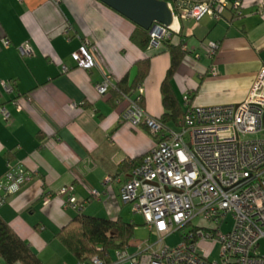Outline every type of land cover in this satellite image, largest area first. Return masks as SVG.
<instances>
[{"label": "crops", "instance_id": "obj_1", "mask_svg": "<svg viewBox=\"0 0 264 264\" xmlns=\"http://www.w3.org/2000/svg\"><path fill=\"white\" fill-rule=\"evenodd\" d=\"M241 6L240 18L227 10L217 21L203 17L174 23L170 44L181 45L184 58L170 83L182 111L241 103L264 67V0H241ZM135 29L99 0H0V105L10 113L8 122L0 116V177L7 163L32 173L0 206V217L41 264L79 263L56 237L79 214L56 196L62 188H70L79 202L89 200L80 214L132 223L131 207L119 196L130 170L120 165L144 157L157 139L144 125L133 128L123 122L127 102L112 103L110 92L99 95L95 86L105 76L114 86L123 79L130 84L135 63L148 59V74L140 86L142 109L151 118L165 113L161 84L171 57L166 50L139 49L130 40ZM85 42L96 62L90 70L71 58ZM209 42L218 45L212 60L206 57ZM23 44L31 47L29 57L18 52ZM194 54L200 59H193ZM4 83H13L20 96L7 95ZM180 125L164 123L172 131ZM106 177H113L107 186ZM94 192L96 199L91 198ZM143 226L148 239L140 243L149 242L152 234L144 221ZM132 241L130 253L136 250Z\"/></svg>", "mask_w": 264, "mask_h": 264}, {"label": "built area", "instance_id": "obj_2", "mask_svg": "<svg viewBox=\"0 0 264 264\" xmlns=\"http://www.w3.org/2000/svg\"><path fill=\"white\" fill-rule=\"evenodd\" d=\"M168 5L173 23L198 22L203 17L217 21L227 10L234 18L242 16L241 0H206L198 4L178 1L176 12ZM172 33V25L153 24L148 31L147 49L160 50L163 42L171 40ZM2 43L9 45L6 39ZM217 49L216 43H207L206 57L214 59ZM18 52L26 57L32 54L28 44L18 47ZM71 58L86 70L96 66L87 42ZM193 59H200L199 54H194ZM67 71L63 66L62 72ZM210 73L215 75V69L211 68ZM2 87L7 95L16 94L13 83ZM114 88L109 76L95 86L99 95ZM141 93L138 88L135 99L121 95L115 104L127 102L121 120L133 128L144 125L157 142L131 169L119 196L122 204L130 205L131 212L142 217L158 240L155 245L142 242L132 253L127 248L116 251L111 264H264V256L258 254L259 242L264 240V67L244 101L189 106L177 131L166 129L161 121L145 114L140 105ZM11 102L21 110L17 99ZM0 116L5 122L10 120V113L1 105ZM31 177L25 168L7 163L0 177V206ZM112 181L113 177H106L104 185ZM56 196L64 207L77 212L89 201H77L70 188L60 189ZM98 196L94 192L91 198ZM43 204H47V198ZM228 217L232 224L225 230ZM189 226L178 246L164 245L166 236ZM216 247L218 257L212 260ZM78 264L103 263L94 256Z\"/></svg>", "mask_w": 264, "mask_h": 264}, {"label": "trees", "instance_id": "obj_3", "mask_svg": "<svg viewBox=\"0 0 264 264\" xmlns=\"http://www.w3.org/2000/svg\"><path fill=\"white\" fill-rule=\"evenodd\" d=\"M169 3L176 12L178 1L193 4L203 3L206 0H164ZM174 33L171 34V37ZM130 40L142 51H146L149 45V34L136 26L130 36ZM160 50H166L170 57V66L161 84L162 105L165 113L156 118L164 123L168 121L183 124L186 110L182 111L171 88V78L176 72L184 52L181 45H171L170 40L163 42ZM149 70L148 59L135 63V76L129 84L123 79L114 89L110 91L112 103L121 98V95L135 94L140 88ZM142 102V97H141ZM141 105V103H140ZM142 107V105H141ZM180 125V126H181ZM155 138V137H154ZM143 157L128 164H121V168L130 170L140 164ZM81 212V211H80ZM76 216L60 233L57 234L58 241L62 246L72 253L79 262H85L96 256L103 264L112 263L110 253L125 250L131 244L134 237L135 225L125 223L119 219L109 220L104 218L90 217L80 214ZM0 261L3 264H41L37 256L0 217Z\"/></svg>", "mask_w": 264, "mask_h": 264}, {"label": "water", "instance_id": "obj_4", "mask_svg": "<svg viewBox=\"0 0 264 264\" xmlns=\"http://www.w3.org/2000/svg\"><path fill=\"white\" fill-rule=\"evenodd\" d=\"M137 27L149 31L155 23L173 24L172 11L164 0H99Z\"/></svg>", "mask_w": 264, "mask_h": 264}, {"label": "rangeland", "instance_id": "obj_5", "mask_svg": "<svg viewBox=\"0 0 264 264\" xmlns=\"http://www.w3.org/2000/svg\"><path fill=\"white\" fill-rule=\"evenodd\" d=\"M172 8V6H171ZM132 220V224L136 225V229L134 232V239L132 241L133 246H137L140 244L141 241L147 240L148 239V232L146 230V228L143 226V219L140 215L137 214H132V212L130 213L129 216ZM226 222L228 223V225L225 227V230L231 227V219L228 217L226 219ZM196 224V220L193 221L192 225ZM190 229V226L187 228H184L183 230H181L180 232L177 233H172L170 235H168L165 240H164V245L170 248H174L176 246H178L183 239V235L186 234ZM150 244L152 245V243L157 242L158 238L155 234H151L150 235ZM132 249H134V247H132ZM258 254L261 256H264V240H261L259 242V246H258ZM113 255V253H110V255ZM218 257V247H216L213 251V256H212V260L217 259Z\"/></svg>", "mask_w": 264, "mask_h": 264}, {"label": "bare ground", "instance_id": "obj_6", "mask_svg": "<svg viewBox=\"0 0 264 264\" xmlns=\"http://www.w3.org/2000/svg\"><path fill=\"white\" fill-rule=\"evenodd\" d=\"M174 25H175V24L173 23V24H172V27H173V28L175 27Z\"/></svg>", "mask_w": 264, "mask_h": 264}]
</instances>
